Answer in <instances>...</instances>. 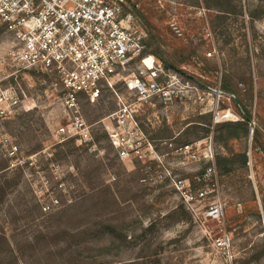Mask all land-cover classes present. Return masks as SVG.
I'll return each mask as SVG.
<instances>
[{
  "label": "rangeland",
  "instance_id": "374dc122",
  "mask_svg": "<svg viewBox=\"0 0 264 264\" xmlns=\"http://www.w3.org/2000/svg\"><path fill=\"white\" fill-rule=\"evenodd\" d=\"M256 1L124 0L145 52L198 91L168 106L138 100L122 80L113 89L99 87L93 101L81 94L88 145L56 135L68 115L39 78L2 65L11 74L2 86H12L19 102L12 115L0 117V264H264V216L256 211L264 154L249 137L216 144L204 127L208 113L217 121L239 118L234 94L245 96L250 75L247 108L252 125L260 120L264 143V18L254 21L253 32L245 13ZM239 5L242 14L234 12ZM225 73L236 84L234 94L220 89ZM118 98L135 109L146 137L141 158L118 157L108 139L104 124ZM197 140L213 156L244 150L246 167L206 176L208 162L175 152L181 142ZM215 203L219 218L206 216Z\"/></svg>",
  "mask_w": 264,
  "mask_h": 264
},
{
  "label": "built area",
  "instance_id": "2783aa9c",
  "mask_svg": "<svg viewBox=\"0 0 264 264\" xmlns=\"http://www.w3.org/2000/svg\"><path fill=\"white\" fill-rule=\"evenodd\" d=\"M130 16L124 12V0H0V117L12 115L19 102L12 86H2L11 75L3 70L4 64L39 78L43 92L56 97L68 115V122L56 128L60 139L73 137L87 145L92 136L79 113L81 94L93 101L99 87L113 89L114 82L122 80L138 100L157 98L168 106L178 96L198 91L184 75L144 52L143 33L130 24ZM130 69H136V74ZM110 117L112 121L104 128L117 156L132 153L141 158L146 137L135 119V109L118 98ZM199 143L179 144L175 152L208 162L205 175L215 174L210 146L200 151ZM204 193L200 189L196 195ZM221 213L219 203L205 210L212 218Z\"/></svg>",
  "mask_w": 264,
  "mask_h": 264
},
{
  "label": "trees",
  "instance_id": "16d2710c",
  "mask_svg": "<svg viewBox=\"0 0 264 264\" xmlns=\"http://www.w3.org/2000/svg\"><path fill=\"white\" fill-rule=\"evenodd\" d=\"M242 6L239 5L236 10L234 11L237 14H242ZM233 11L231 13H234ZM226 12H223V17H225ZM245 13L247 15V21L251 27V29L254 32L253 29V23L256 19L264 18V0H257L255 3L252 4L250 8L245 9ZM254 35V33H253ZM243 40L245 43V51L247 53V50L249 48L247 47V39L245 37V34L243 33ZM146 50L144 49V52ZM251 51V50H250ZM255 51V50H252ZM259 52L262 58V61H264V46L259 47ZM149 53V52H148ZM155 55L154 53H151ZM156 56V55H155ZM157 57V56H156ZM164 67H168L165 64ZM245 82L247 84V91L245 93V96H240L238 93H236V84L232 82V77L229 73L223 74L221 80H220V89L223 92H232L234 94L233 100L238 106L239 109V118L235 120H226V121H213V116L211 113L207 114L206 124L204 125L206 134L211 132L212 141L216 144H223L224 146L227 144L229 140L238 139L241 137H249L251 138V142L253 144V148L256 150H259L262 154H264V143L261 142V131H260V120H257V123L254 125L251 124L252 115L247 108V101L250 102L253 90H252V82H251V76L248 75L247 78H245ZM258 119V118H257ZM251 127V135L249 134ZM172 138V136H170ZM190 142V141H184ZM184 142H181L184 143ZM248 161V156L244 150H238V151H230L227 155H222L219 153H215L213 156V162L215 169H217L220 172H227L232 169L233 165H237L240 167H246ZM261 205L260 208L256 206L257 213H261L262 216H264V194H262V197L260 199ZM260 211V212H259Z\"/></svg>",
  "mask_w": 264,
  "mask_h": 264
},
{
  "label": "bare ground",
  "instance_id": "6f19581e",
  "mask_svg": "<svg viewBox=\"0 0 264 264\" xmlns=\"http://www.w3.org/2000/svg\"><path fill=\"white\" fill-rule=\"evenodd\" d=\"M148 63V61H146ZM230 113L227 111L226 114H224V116H228Z\"/></svg>",
  "mask_w": 264,
  "mask_h": 264
},
{
  "label": "water",
  "instance_id": "95a60500",
  "mask_svg": "<svg viewBox=\"0 0 264 264\" xmlns=\"http://www.w3.org/2000/svg\"><path fill=\"white\" fill-rule=\"evenodd\" d=\"M213 121H216L215 117L213 118ZM249 132H250L249 134L251 135V127H250V131Z\"/></svg>",
  "mask_w": 264,
  "mask_h": 264
}]
</instances>
